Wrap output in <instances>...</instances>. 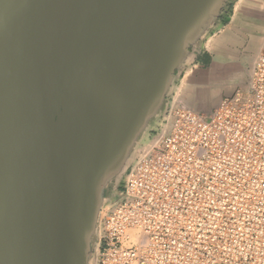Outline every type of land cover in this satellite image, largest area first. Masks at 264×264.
Instances as JSON below:
<instances>
[{"label":"water","instance_id":"1","mask_svg":"<svg viewBox=\"0 0 264 264\" xmlns=\"http://www.w3.org/2000/svg\"><path fill=\"white\" fill-rule=\"evenodd\" d=\"M230 1L0 0V264H95L102 211Z\"/></svg>","mask_w":264,"mask_h":264},{"label":"built area","instance_id":"2","mask_svg":"<svg viewBox=\"0 0 264 264\" xmlns=\"http://www.w3.org/2000/svg\"><path fill=\"white\" fill-rule=\"evenodd\" d=\"M165 122L102 211L95 264H264V34L209 115L177 107Z\"/></svg>","mask_w":264,"mask_h":264},{"label":"crops","instance_id":"3","mask_svg":"<svg viewBox=\"0 0 264 264\" xmlns=\"http://www.w3.org/2000/svg\"><path fill=\"white\" fill-rule=\"evenodd\" d=\"M258 17L254 10L242 7L232 13L227 30H221L218 40L207 46L202 44L204 38L199 46L190 49V59L170 92L167 109L176 103L178 107L207 116L223 97L231 95L237 85L246 81L247 75L240 73L237 65L244 61L240 49L248 45L252 70L263 43L264 14L262 23Z\"/></svg>","mask_w":264,"mask_h":264},{"label":"rangeland","instance_id":"4","mask_svg":"<svg viewBox=\"0 0 264 264\" xmlns=\"http://www.w3.org/2000/svg\"><path fill=\"white\" fill-rule=\"evenodd\" d=\"M261 5H262L261 0H231L230 2L227 3L225 9L223 10V13H222V15L219 19V22L216 25L215 29H213L212 32L205 37L202 44H205V45L207 44V46H208L209 44H212L215 39L218 40V37L220 36L221 30H227L226 28H228V25H229L228 20H229L230 16L232 15V13L234 11L238 12L239 10H241L242 7H247V8H250L251 10H254L255 13L257 15H259L258 18L260 20V23H262L263 22L262 21L263 9H262ZM246 47L244 50L240 49V52H241L240 57L241 58L243 57L242 59H244L242 64L237 65V66H239L238 70L240 73H242V72L246 73V71L249 68V62L251 60V58L249 56L250 55L249 54L250 47H248V49ZM211 48H212V46H211ZM211 48H210V50H212ZM177 107L178 106L176 105V103H173L172 108L171 107L168 108L167 114H166V116H167L166 119H169L170 114ZM165 123L166 122L162 123V121L160 119V120H156L155 122H153L149 126V128L147 129L145 134L140 139V142L136 148L135 156H137L141 151H143V154H144L146 151L150 150V148L160 138L162 132L166 129ZM133 158H134V156H133ZM133 158H132V161H133ZM121 185H122V183L120 182L117 185H115V187L119 188V186H121ZM101 216H102V214H101Z\"/></svg>","mask_w":264,"mask_h":264},{"label":"bare ground","instance_id":"5","mask_svg":"<svg viewBox=\"0 0 264 264\" xmlns=\"http://www.w3.org/2000/svg\"><path fill=\"white\" fill-rule=\"evenodd\" d=\"M261 2H262V5H261V7H262V9H263V0H261ZM150 150H151V148H150ZM150 150H149V151H150Z\"/></svg>","mask_w":264,"mask_h":264}]
</instances>
